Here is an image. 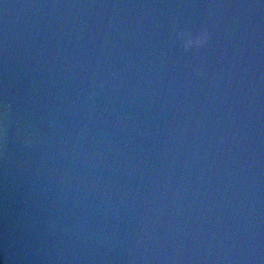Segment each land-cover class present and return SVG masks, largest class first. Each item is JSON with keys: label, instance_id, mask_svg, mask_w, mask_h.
Returning a JSON list of instances; mask_svg holds the SVG:
<instances>
[{"label": "water", "instance_id": "95a60500", "mask_svg": "<svg viewBox=\"0 0 264 264\" xmlns=\"http://www.w3.org/2000/svg\"><path fill=\"white\" fill-rule=\"evenodd\" d=\"M0 98L15 264H264V0H0Z\"/></svg>", "mask_w": 264, "mask_h": 264}, {"label": "clouds", "instance_id": "9594fccd", "mask_svg": "<svg viewBox=\"0 0 264 264\" xmlns=\"http://www.w3.org/2000/svg\"><path fill=\"white\" fill-rule=\"evenodd\" d=\"M175 38L182 42L184 49L199 48L207 42L208 33L203 28L193 30L191 27H179L175 30ZM10 111V102L0 98V120L3 121L5 127L7 126V118ZM46 135L47 132H43L41 133L40 138L43 139ZM18 141L30 146L37 142V138L35 136H26L23 129H21L18 132ZM2 162L7 164V159L5 158ZM15 261L16 257L9 254L7 245L5 244L3 251L0 252V264H15Z\"/></svg>", "mask_w": 264, "mask_h": 264}]
</instances>
